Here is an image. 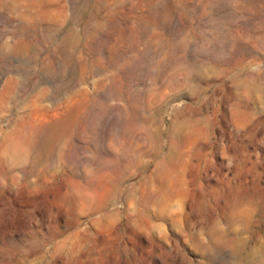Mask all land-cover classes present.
Returning a JSON list of instances; mask_svg holds the SVG:
<instances>
[{
  "label": "rangeland",
  "instance_id": "1",
  "mask_svg": "<svg viewBox=\"0 0 264 264\" xmlns=\"http://www.w3.org/2000/svg\"><path fill=\"white\" fill-rule=\"evenodd\" d=\"M0 264H264V0H0Z\"/></svg>",
  "mask_w": 264,
  "mask_h": 264
}]
</instances>
